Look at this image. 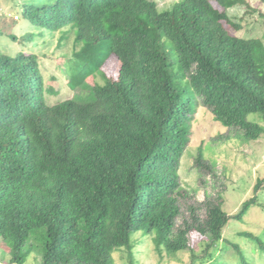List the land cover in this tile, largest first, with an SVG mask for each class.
Here are the masks:
<instances>
[{"label": "trees", "instance_id": "16d2710c", "mask_svg": "<svg viewBox=\"0 0 264 264\" xmlns=\"http://www.w3.org/2000/svg\"><path fill=\"white\" fill-rule=\"evenodd\" d=\"M213 3L228 9L245 1L180 0L165 10L155 0L23 5L32 28L60 32V42L74 35L64 76L79 92L47 102L60 86H52L53 76L44 83L38 56L0 49V243L8 247V264H26L32 250L26 245L39 230L40 264H114L113 253H131L141 243L138 233L171 256L189 250L192 230L206 249L202 257L192 253L189 264H204L229 221L243 222L258 206L260 179L235 215L218 195L204 204V221L192 208L191 222L174 233L178 169L198 108L247 139L264 134L247 119L259 114L264 121V44L230 35L223 24L239 26ZM111 55L120 63L117 79L86 83ZM196 161L203 168L201 151ZM241 234L264 254V235Z\"/></svg>", "mask_w": 264, "mask_h": 264}, {"label": "rangeland", "instance_id": "374dc122", "mask_svg": "<svg viewBox=\"0 0 264 264\" xmlns=\"http://www.w3.org/2000/svg\"><path fill=\"white\" fill-rule=\"evenodd\" d=\"M28 0H0V49L5 54L24 52L36 54L40 61L44 83L52 76L57 79L60 92L53 97H47V102L71 99L79 91H71L67 86L68 79L64 76L67 71L66 61L71 59L74 50V35L69 34L66 40L60 42L61 33L42 31L32 28L22 17L23 5ZM158 10L170 9L180 0H155ZM244 4L223 9L216 3L214 7L226 13L228 18L238 28L224 23L230 35L244 39H258L264 44V4L258 0H244ZM30 32L38 34L35 40L26 42ZM42 34V35H40ZM15 37L16 40L12 39ZM165 51L170 63L174 62V52L166 42ZM120 63L111 55L101 69L86 79L90 86L104 84L105 81L118 77ZM48 84V82L46 83ZM249 121L258 123L264 128V121L259 114L249 115ZM202 153L203 168L197 165L199 152ZM180 180V195L177 198L179 214L176 217L174 233L191 222L192 208L200 221L206 219L207 201L216 202L220 195L222 208L228 215L239 212L241 204L253 195L252 188L257 179L264 180V134L257 140L245 138L235 128L223 127L214 119L213 114L203 108L198 111L191 123L190 142L180 160L178 169ZM258 206L253 207L243 222L230 220L223 231V242L219 244L213 260L204 264L225 261L229 264H243L245 259L250 264H264V254L255 249L254 243L241 233L264 235V182L257 192ZM42 230L36 231L30 238L27 248L31 253L26 264H40V256L36 252L42 247ZM141 243L135 245L132 255L127 249L113 253L114 264H189L191 254L197 257L204 255L205 238L192 230L187 234L189 250L175 255H160L155 249L152 237L135 235ZM238 245L243 252L234 249ZM8 247L0 243V264H8Z\"/></svg>", "mask_w": 264, "mask_h": 264}]
</instances>
